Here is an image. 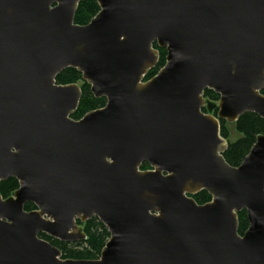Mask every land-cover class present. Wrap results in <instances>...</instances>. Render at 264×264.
Returning <instances> with one entry per match:
<instances>
[{
    "label": "water",
    "instance_id": "95a60500",
    "mask_svg": "<svg viewBox=\"0 0 264 264\" xmlns=\"http://www.w3.org/2000/svg\"><path fill=\"white\" fill-rule=\"evenodd\" d=\"M83 1L0 0V184L19 182L0 195V264H264V135L232 167L220 124L264 119V0H95L79 26ZM155 45L166 64L145 81ZM69 68L107 101L79 121L81 87L56 83ZM94 217L99 260L40 237L84 241Z\"/></svg>",
    "mask_w": 264,
    "mask_h": 264
},
{
    "label": "trees",
    "instance_id": "16d2710c",
    "mask_svg": "<svg viewBox=\"0 0 264 264\" xmlns=\"http://www.w3.org/2000/svg\"><path fill=\"white\" fill-rule=\"evenodd\" d=\"M100 12V7L95 0H85L78 6L75 24L79 26L88 25L93 18ZM159 51V61L157 66L149 72L145 77V81L152 79L158 74V72L165 66L167 51L154 46ZM57 85H72L80 84L82 90V98L80 105L76 113L73 114L72 119L81 120L86 114L92 111L103 109L106 106L105 98H95L91 92L90 86L83 81L82 74L76 69L69 68L64 70L56 79ZM264 95V91L262 92ZM205 98L211 102L218 103L220 96L215 92L207 90L205 91ZM207 112V109H204ZM218 110H215L213 114L216 116ZM221 134L225 139H228V129L226 128V121L221 120ZM236 130L242 136L235 143H229L227 151L224 153V158L227 163L232 167H239L244 159L249 155L252 147L255 145L257 138L264 135V119L254 113H247L240 117L236 122ZM143 171L150 170L149 164H143ZM19 188V182L11 178L7 181H2L0 184V195L3 199H8L13 196L14 192ZM195 201L199 205H205L211 201V196L202 191L199 194L193 196ZM36 206L29 203L25 206L26 211L36 210ZM78 225L83 228L86 239L76 243H63L45 234H41V239L51 243L57 247L62 253V259L73 260H99L101 253L106 244L110 240V233L108 229L100 222L96 217L89 220L86 223L78 221ZM249 228V221L246 211L239 213V234L243 236Z\"/></svg>",
    "mask_w": 264,
    "mask_h": 264
},
{
    "label": "rangeland",
    "instance_id": "374dc122",
    "mask_svg": "<svg viewBox=\"0 0 264 264\" xmlns=\"http://www.w3.org/2000/svg\"><path fill=\"white\" fill-rule=\"evenodd\" d=\"M79 86H81V83L79 84ZM212 103H215V102H212ZM212 115L215 116L213 113H212ZM215 117H217V115ZM226 128L228 129V136H229L228 139H226V140L229 141V143H235L239 139H241L242 136L236 130V123L227 122ZM80 228L83 230V228L81 226H80Z\"/></svg>",
    "mask_w": 264,
    "mask_h": 264
}]
</instances>
